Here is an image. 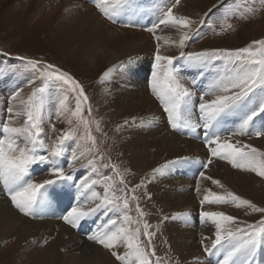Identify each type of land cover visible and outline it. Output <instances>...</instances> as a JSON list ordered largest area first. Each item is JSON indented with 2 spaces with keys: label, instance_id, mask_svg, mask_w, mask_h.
Returning <instances> with one entry per match:
<instances>
[{
  "label": "snow or ice",
  "instance_id": "obj_1",
  "mask_svg": "<svg viewBox=\"0 0 264 264\" xmlns=\"http://www.w3.org/2000/svg\"><path fill=\"white\" fill-rule=\"evenodd\" d=\"M91 2L113 23L126 17V26H135V18L143 14L139 0ZM180 3L181 0H175L174 3L171 0H159L163 6L150 10L154 18L147 31L152 32L159 42L160 36L156 33L161 26L174 29L179 34L178 40L166 39L164 43L184 49L199 29H193L195 21L188 16L174 13L173 10ZM246 11L255 14L256 9L249 7ZM235 14L236 10L225 9V18ZM241 15L247 19L246 15ZM205 22L202 19L200 24ZM231 27L228 24L221 31ZM17 59L33 71V78L28 81L33 89L26 99L21 97L19 89L13 91L9 97L7 119L0 120V185L14 210L25 216H36L40 209L50 204L53 193L49 189L52 186L74 181L73 174L66 173L58 160L70 156L67 163L72 167L88 151L93 150L96 138L92 135L90 120L84 115L88 97L83 85L56 65L37 59ZM133 59L130 57L128 63H132ZM180 61H183L182 66H178ZM185 68L197 70L201 76L206 71L212 74V79L199 96L181 83L180 72ZM111 72L112 69L105 71L101 79H107ZM149 83L173 130L189 133H195L196 129L203 130L204 144L209 152L207 161L202 162L204 169L214 159H220L227 160L235 168L264 177V150L251 143L234 140L237 135L264 137V38L252 40L246 46L235 49L217 48L200 52L181 50L179 56L161 55L158 43ZM72 95L75 97L74 109L69 108ZM53 110L57 117L69 114L75 119L76 128L83 127L84 134L78 135L75 129L64 130L54 142L46 143L44 123L46 119L50 121ZM87 111L88 116H91L90 106ZM197 114L198 119L195 118ZM21 117L23 123L17 126L15 121ZM230 120L234 122L230 124ZM69 123H72V119H69ZM223 133H228V136L224 137ZM85 140L91 142L92 148L78 154L77 149ZM72 143L75 147H72ZM189 159L177 158L153 169V177L157 173L163 174L171 165L187 163ZM99 162L95 157L87 161V167L91 168L92 176L96 178L89 176L76 185L77 202L66 211L62 219L75 228L86 218L103 210L102 214L107 219L102 220L96 231L88 235L89 240L109 249L120 264H161L155 248L151 247L154 235L149 231L151 225L147 223L146 213L140 208L139 198L135 195L144 181L129 188L125 182L129 169L121 171L118 165L104 163V169L111 168V174L105 175L95 166ZM40 165L48 166L54 178L41 182L33 180V168ZM199 175L205 177V172L200 171ZM118 183L120 187H117ZM212 183L220 185L219 180H212ZM95 186H101L103 194L93 191ZM83 190L90 192L91 196H87ZM117 192L121 194L117 195ZM126 192L133 195L127 196L124 194ZM133 202H136L135 220L130 215ZM200 203L210 206L232 203L236 207L245 206L251 213L261 214L255 223H246L223 211L201 210L199 213L202 224L210 223L214 226V238L210 239V244L204 245V240L208 239L205 237H202L201 244L206 254L217 258L216 264H255L257 250L264 243V207L231 191L222 194L208 190ZM188 215L179 213L175 218L187 219ZM141 234L146 242L141 239ZM120 247L125 249L122 254L116 250ZM194 264H200V259L195 258Z\"/></svg>",
  "mask_w": 264,
  "mask_h": 264
},
{
  "label": "bare ground",
  "instance_id": "obj_2",
  "mask_svg": "<svg viewBox=\"0 0 264 264\" xmlns=\"http://www.w3.org/2000/svg\"><path fill=\"white\" fill-rule=\"evenodd\" d=\"M40 1L43 2L44 0ZM66 2L67 6L70 5V7L64 6L63 8L60 6L61 12L55 17L53 25L50 27L43 25L46 26L44 30L49 33V37L45 40L46 46L53 43L54 50L66 58L69 52L74 53L73 59L85 61L88 69L83 70L88 71L91 76H102L105 71L112 69L110 76L103 79L105 84L103 100L98 101L99 103L93 100L95 108L98 109L96 110L98 111L97 114L109 117L106 122L110 128L107 130L110 134L108 137L109 139L114 138L113 140L117 142L115 144L116 149L109 150L115 158L121 154L123 159L120 162L117 157L116 162L133 172L138 169L144 170L139 175L141 178L134 179L132 185L139 184L143 180L146 183H144L145 187L147 186L144 192L148 195L149 211H151L150 206L157 207L155 210H157L158 219L144 211L146 213L145 219L151 225L149 231L153 232L154 235L161 233L165 238V243L168 246L166 248L167 260L170 264H194L195 258L200 259V264H216L217 258L215 256H209L202 251L204 245L210 244V239L214 238L215 229L210 223L202 224L199 213L201 210L221 211V209L215 207L216 205L207 207L199 204L197 197L199 195L192 194L193 183L196 181L195 177L198 173L194 169L201 164L199 162L201 159L207 161L209 158L208 149L196 139L189 138V136L194 135L198 137V133L187 131L183 133L170 127L163 106L157 107L156 99L148 97L151 93H146L144 84L138 83L129 86L120 83L121 76H134L138 66H142L145 60L149 62L146 55L154 50L153 46L147 38L144 39L145 41L141 40L136 30L115 28L117 33H112L107 26L101 24L103 19H99L98 13H94V15L90 13L94 10L91 8H85L80 15L82 16L81 20L68 21L69 18H72V11L78 8H71L73 7V0H66ZM195 10L196 8L192 9L193 15ZM182 15L191 17L187 11ZM65 22L71 23L72 27L69 30H64ZM91 22L93 24L89 25ZM88 25L92 28H88ZM88 29L91 31V39L89 38L90 40L85 42L79 40V35L87 33ZM178 37L179 34L176 30L169 28V40H178ZM101 42L104 43V48L100 46ZM181 50L175 45H170L166 53H169L168 56L173 54L175 56L176 51ZM99 53L101 57L98 55L100 58L97 59L96 56ZM130 57L134 59L129 64ZM145 99L147 102L144 101ZM74 107V104L70 105V109H74ZM67 119V122L69 119H72V122L75 120L70 115ZM126 121L127 123H125ZM232 122L234 120L229 121L230 124ZM201 135L203 136V132ZM222 135L227 137L228 133ZM254 144L264 148L261 140L254 141ZM177 158L190 159L187 163L171 165L165 169L163 174L157 173L153 177V169L160 168ZM217 160L214 159L213 163L204 170V180L216 187L222 185V188L232 192L234 186L230 184L226 171L216 168ZM254 174L247 171L246 174H241L238 177L242 187L240 189L247 192L245 199L252 198L248 196V194L252 195L251 191L255 193L257 191L258 195H260L259 191L264 192V184L256 187V184L251 181L252 179L250 180ZM212 180H219L220 185L213 184ZM235 188L237 189L238 186ZM209 189L211 188L209 187ZM49 191L53 193L50 204L40 209L36 216H25L5 203L7 195L3 186L0 185V240L9 235L17 237V242L13 246L10 245L1 249L0 264H120L111 255L109 249L88 239V235L96 231L100 222L106 220L107 217H104L102 213H96L74 228L67 224L62 216L77 202L78 192L72 191L68 185L64 184L54 185ZM83 191L86 192L87 196H91L90 192ZM93 191L103 194V190L97 187H94ZM213 191L216 192L214 189ZM98 202L96 201V203ZM258 202L261 203L259 200ZM179 213H188L189 215L187 219H176L175 217ZM132 219L135 220L133 217ZM91 220H94L92 223L93 230L85 232V227ZM202 237L208 238L204 240V245L201 244ZM30 238L45 243L46 247L43 249H26L24 243ZM116 250L121 254L125 251L123 247ZM18 251L31 254L34 260L28 262L26 259L18 257ZM257 256H259L258 250L255 264H259Z\"/></svg>",
  "mask_w": 264,
  "mask_h": 264
},
{
  "label": "rangeland",
  "instance_id": "obj_3",
  "mask_svg": "<svg viewBox=\"0 0 264 264\" xmlns=\"http://www.w3.org/2000/svg\"><path fill=\"white\" fill-rule=\"evenodd\" d=\"M171 2L174 3L175 0H171ZM60 6H63V8L64 6L70 7V5L67 6L66 0H62V2L61 0H44L43 2L40 0H0V120L7 119L9 97L11 96L13 91L19 89L21 91V97L26 99L27 96L31 94L33 89V86L29 85L28 81L33 78L34 73L26 64L17 59V57L42 60L49 64L56 65L63 71L70 73L76 80H78L83 85L85 94L88 97V102L86 105H84V115L91 121L90 128L92 131V135L96 138V144L92 151H88L87 154L79 161L75 162L72 167H69L67 163V159H70V156L66 155L65 158H61L60 160H58V163L64 167L65 172L72 173L74 176L73 182H66L64 183V185H68L72 191L78 192L76 185L81 183L83 179L92 176L91 168L87 167L88 160L95 157L98 161H100L95 166L100 172L103 171L102 173L105 175L111 174V168H108L106 170L102 168V165L104 163L110 165H118L121 171H123L127 167L125 166L124 168L116 162L117 157L118 161H123L121 154H118L115 158L114 156H112L109 150L112 148L113 150H115V144L117 143L113 140L114 138L109 139L108 137V135L110 134L107 132V130L110 128L106 125V122L109 120V117L104 115L99 116L97 114L98 111H96L98 109L95 108L94 100L100 102L101 100H103V96L105 93V90H103L105 84L104 80L101 79L102 76L94 77L91 76L88 71L83 70L86 68V62L80 61L78 59H73L75 56L74 53L69 52L66 58L65 56L54 50L55 46L53 43H50L46 46L45 40L47 39V37H49V33L47 30H44V28L47 25H49L48 27L53 25L55 17L59 14V12H61ZM139 6L143 14L135 18V26H126V24L128 23L126 17L122 21L113 23L112 21L105 18L96 9L94 3L91 2V0H73V7L71 8H78L79 10L76 9L72 11V18H69L68 21H72L75 19L78 21L79 19L81 20L82 16L80 15L85 10V8H91V10L94 9L95 11L93 10L90 13L93 15L94 13H98L100 15L99 19H103L101 21V24L107 26L108 30H111L112 33H117V30L115 28H126L136 30L138 32V37L141 40H146L147 38L154 48L153 51H150L149 54L146 55L149 59V62L145 60L142 66H138L135 71L136 74L134 76H121L120 83L129 86L138 83L144 84L146 86V93H151L148 97L150 99H156L158 107L162 105L152 93L149 81L154 66V56L157 51L158 43L160 54L164 56H168L169 54L166 53V50L170 45L164 43V40H169V28L166 29L161 26V28L157 30L156 35L160 36V41L158 42L153 33L147 31V28L151 26V21L154 18L150 14V10L154 7L163 5L159 4V0H139ZM249 7L256 9L255 14H250L246 11ZM193 8H196L194 15L192 13ZM225 9H234L236 10V14L229 15L227 18H225ZM173 11L177 15H182L185 11H187L188 14L191 15L190 18H194L193 21H195V23L193 24V29H199L195 37L186 44L184 49H182L184 52H200L202 50H211L217 48L235 49L246 46L252 40L264 38V0H223V2L222 0H181L180 5ZM205 13H207V17H205ZM241 13H243V15H246L247 19L243 18ZM202 19L206 20L205 24L203 25L200 24V21ZM70 24L71 23L69 22H65L64 30H69V28L72 27ZM91 24L93 23L91 22L89 25ZM228 24H231L232 27L221 31V29ZM89 25L88 28L91 27ZM87 31V33L79 35V40H83V42H85L91 39L90 29H88ZM100 46H102L103 48L105 47L104 43L102 42ZM175 54V56H179L180 51H176ZM98 55H100V53L97 54V59L101 57V55L100 57ZM172 56H174V54ZM182 65L183 61H180L178 66ZM180 79L181 83H183L185 87L192 89L196 92L197 96H199L201 94V90L204 89L206 84L209 83L212 79V74L206 71L205 74L201 76L199 71L185 68L180 72ZM193 80L196 81L195 84L192 83ZM37 83H39V81H37ZM144 101L147 102L146 99ZM73 104L75 105L74 95L70 96L69 108L70 105ZM89 106L91 107V116H88L87 109ZM18 108L19 105H17V109ZM113 112L115 113V110H113ZM68 115L69 114H65L64 116L57 117L55 111L53 110L50 121H48L47 119L45 120L44 129L47 133V136L45 137L46 143L54 142L64 130L75 129L78 135L84 134V129L82 126L76 128L75 120L71 124L67 122ZM195 118L198 119V114ZM103 120L105 121V123ZM22 123L23 117L15 121V124L17 126ZM53 125L55 127V130H53ZM95 125L99 126V130H97V127ZM201 132H203V130L198 129L195 132L196 134L198 133V137L194 135L189 136V138L196 139V141L201 142L204 147L205 144ZM235 137L236 140H241V143H251L254 147H258L261 150H264L263 147L256 146L254 144V141L261 140L262 145H264V137L261 138L254 135H237ZM72 147H75L74 143H72ZM87 148H92V145L91 142L85 140L82 142L81 147L77 149V153L79 154L80 151H84ZM101 157H103L102 161L100 160ZM217 161L218 163L215 165L216 168L218 167L217 169L220 170L224 169L226 171L228 180L230 179V184L234 186V189L230 186L232 188V192L245 199V197L247 196V192H244L242 189H240L242 187L239 183L238 177H240L241 174H246L247 171L233 167L227 160L218 159ZM199 162L201 163L199 165L200 167L198 166L194 169L198 173L195 177L196 181L193 183L194 185L192 194H194L195 196L199 195L197 197L199 204H201L200 201L203 199L204 194H206L208 190L213 191L214 189L216 192L219 191L218 193L222 192V194L227 192V190L222 187L210 185L206 180H204L205 178L201 177L199 173L200 171L205 170L202 167V162L206 161L201 159V161ZM73 169H75L76 171H73ZM143 171L144 170L142 169H138L134 172L131 170L129 171V174L125 178V182L128 184L129 188L138 185V183L132 185V182L140 179L141 177H139V175ZM254 175L251 176L250 180L252 179L251 181L256 184V187L264 184V177L257 176L256 174ZM47 177L48 179L54 178L48 166H34L32 174L33 180H35L36 182H41L42 180H44V178ZM92 178L95 179L96 177L92 176ZM145 184H143L142 187L136 190L135 195L139 198L138 203L140 205V208H142L145 212L147 211L149 215L151 214L153 218L158 219L159 217L156 216L158 215L156 212L157 210H155L157 209V207L153 208L152 206H150L151 211H149L147 205L149 203L148 195L146 194V192H144V189L147 187H145ZM237 186L239 189L235 188ZM95 187L102 189V187L100 186ZM117 187H120L119 183L117 184ZM209 187L211 189H209ZM251 192L252 195L248 194V196L252 197H248L249 200L255 203L257 206L264 207V192L262 191L261 193V191H259L260 195L257 194V191L256 193L254 191ZM120 194V192H117V195ZM124 194L127 196L133 195V193L131 192H126ZM258 200L261 201V203H259ZM5 203L12 208L8 197ZM135 203L136 202H133L130 207V215L136 219L137 213L135 210ZM203 206L209 207L210 205L205 204ZM215 207H218L219 210L221 209V211L225 212L228 215L237 217L239 221L246 223H255L261 216L260 213H251L250 210H248L245 206L236 207V205L232 203L216 205ZM101 213H103V211H101L100 214ZM92 223H94V220H91L88 223V225L85 227V232H91L93 230ZM141 239L145 240L146 242V238L143 236V234H141ZM151 241V247L155 248L156 256L161 259V264H170L167 260L168 255L166 248H168V246L165 243V238H163L161 233H156L155 235H153ZM15 242H17V237L14 235H9L7 238L1 239L0 251L3 247H9L10 245L13 246ZM24 247L26 249H43L44 247H46V245L45 243L37 242V240H33L30 238L24 243ZM18 252V257L24 258L28 262L34 260V257L31 254L27 252ZM258 253L259 256L257 257L259 264H264V243H262L258 248Z\"/></svg>",
  "mask_w": 264,
  "mask_h": 264
}]
</instances>
